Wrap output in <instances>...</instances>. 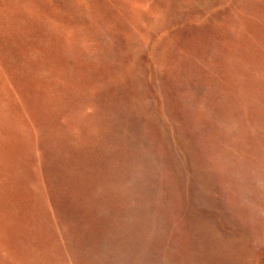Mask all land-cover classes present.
I'll return each mask as SVG.
<instances>
[{
  "label": "rangeland",
  "instance_id": "obj_1",
  "mask_svg": "<svg viewBox=\"0 0 264 264\" xmlns=\"http://www.w3.org/2000/svg\"><path fill=\"white\" fill-rule=\"evenodd\" d=\"M0 264H264V0H0Z\"/></svg>",
  "mask_w": 264,
  "mask_h": 264
},
{
  "label": "trees",
  "instance_id": "obj_2",
  "mask_svg": "<svg viewBox=\"0 0 264 264\" xmlns=\"http://www.w3.org/2000/svg\"><path fill=\"white\" fill-rule=\"evenodd\" d=\"M59 8V7H58ZM59 9H61V11H62V9H64V7H61V8H59ZM69 10V9H68ZM98 228H100V226L98 227Z\"/></svg>",
  "mask_w": 264,
  "mask_h": 264
}]
</instances>
